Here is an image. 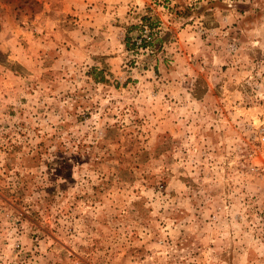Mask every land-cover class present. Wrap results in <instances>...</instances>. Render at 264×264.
<instances>
[{
	"label": "rangeland",
	"instance_id": "374dc122",
	"mask_svg": "<svg viewBox=\"0 0 264 264\" xmlns=\"http://www.w3.org/2000/svg\"><path fill=\"white\" fill-rule=\"evenodd\" d=\"M0 264H264V0H0Z\"/></svg>",
	"mask_w": 264,
	"mask_h": 264
}]
</instances>
